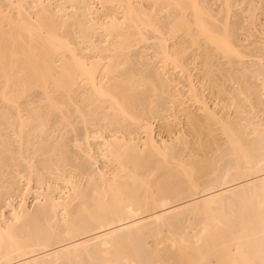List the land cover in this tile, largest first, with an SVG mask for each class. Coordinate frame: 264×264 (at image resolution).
<instances>
[{"label": "bare ground", "instance_id": "1", "mask_svg": "<svg viewBox=\"0 0 264 264\" xmlns=\"http://www.w3.org/2000/svg\"><path fill=\"white\" fill-rule=\"evenodd\" d=\"M209 1L0 2V264H264V29Z\"/></svg>", "mask_w": 264, "mask_h": 264}, {"label": "rangeland", "instance_id": "2", "mask_svg": "<svg viewBox=\"0 0 264 264\" xmlns=\"http://www.w3.org/2000/svg\"><path fill=\"white\" fill-rule=\"evenodd\" d=\"M45 1H47V0H45ZM84 1H86V0H84ZM91 3H90V2ZM95 1V2H94ZM212 1H214L213 3H217L218 1H216V0H210L209 2H211L210 4L212 5L213 3H212ZM234 1H236V0H234ZM242 2V0H237L236 2ZM254 2L253 4H256L255 6L257 7L256 9H255V11H254V13L256 14L255 16L257 17H255L257 20H256V25H257V29L258 30H261V28H263L264 29V0H243V3H242V7L243 8H247V6H248V4L250 3V2ZM0 2H3V0H0ZM64 3L65 4V6H66V8H67V17H66V19L68 18V23L66 24V27L64 28L65 30H68V31H72L73 29H72V24H73V22L74 23H76V24H78L79 22H81V21H84L85 19H83L84 17L82 16L83 15V13H82V6H79V5H82L81 3H84L83 2V0H69V2H68V0H58V3ZM87 2L88 3H90V4H95L96 3V0H87ZM96 5H98L97 7H98V9L100 10V11H103L104 13H106L104 10L106 9V11H108L109 12V10H112L111 8H104L103 10L101 9V7H100V5L99 4H97L96 3ZM220 2H218V4H213L212 5V8H213V6H215V8H213L214 10H218V8L220 7ZM219 6V7H218ZM237 6H234L233 7V9H232V15H231V18H230V23L231 24H233L234 25V30L238 33V34H236V36L237 37H239L240 36V33H242V31H243V33L241 34V37H239V39L241 38V40L247 45V44H250V43H252V40H254V38H247V35H245L244 36V34H245V32L246 31H244V30H241V32H239V27L240 26H243V19H244V13L240 10V8H236ZM217 8V9H216ZM262 8V9H261ZM108 9V10H107ZM103 13V14H104ZM235 13V14H234ZM165 15V14H164ZM166 15H168V14H166ZM72 16V17H71ZM168 17V16H167ZM166 16H164V17H162V20L164 21L165 19H163V18H167ZM70 18L71 19H74L73 21L72 20H70ZM78 18H79V21H77L78 20ZM80 18H82V19H80ZM69 21L71 22V23H69ZM165 21H167V20H165ZM232 21V22H231ZM243 23V24H242ZM71 30H70V29ZM260 28V29H259ZM262 29V30H263ZM238 30V31H237ZM235 32V33H236ZM100 33H102V32H100ZM246 34H247V32H246ZM100 36H101V34H99V32L96 34V37H98V38H100ZM178 37V38H177ZM176 38L178 39V40H176ZM176 38H173V39H171V40H169V43H171L170 45H173V43H172V40H176V41H178L179 43L181 42H184V40L186 41V37L185 36H183L182 37V34H181V37H180V34H179V36L177 35L176 36ZM179 38H180V40L182 39V38H184V40L183 41H180L179 40ZM154 40L151 38V39H149V41L148 42H139L138 44H136V46L134 45V47L132 48V49H130V51L128 50V52H126L127 54L126 55H129L130 54V56L132 57L131 59H132V63L129 65V67H128V69H133V70H145L146 72H150L151 70H149L151 67H153L152 65V63L154 62L152 59L153 58H151V57H153V52L151 51V50H154V43H155V41L153 42ZM175 42V41H174ZM178 42H175V44L176 45H179L178 44ZM180 43V44H181ZM144 44H145V46H144ZM154 45V46H153ZM103 46H105V44L103 45ZM145 48V49H144ZM150 48V49H149ZM141 50V51H140ZM125 53V52H124ZM143 53H145V54H143ZM152 54V55H151ZM139 55H143V56H141L143 59H140L139 60V58H140V56ZM149 59H147L146 57ZM147 59V60H144V59ZM143 60H144V62H143ZM141 62V63H140ZM140 63V64H139ZM143 63V64H142ZM148 63V64H147ZM151 63V64H150ZM144 65V66H143ZM151 66V67H150ZM134 67V68H133ZM142 67H144V69L142 68ZM148 67V71H147V68ZM142 68V69H141ZM171 73H172V71H170ZM177 77V76H176ZM32 91H33V93H32ZM32 91H30L29 92V94H27L28 96H25L24 97V99L22 100V104H25L27 101L28 102H30V101H39L40 100V98H41V95H39L40 94V92L38 93L37 91H39V90H32ZM38 94V95H37ZM29 95H31V96H29ZM37 96V97H35V96ZM32 97V98H31ZM40 97V98H39ZM35 100H34V99ZM30 100V101H29ZM25 102V103H24ZM27 102V103H28ZM1 106V108H2V104H0ZM0 108V127H1V129L3 130V133L4 132H6L7 131V129L6 128H8V126H7V120H8V118L10 117L11 118V116H10V114H9V117H8V113H4V109L2 110ZM6 109V108H5ZM8 112V111H7ZM1 113H4V114H6V116H3L4 114H1ZM6 117H8V118H6ZM5 118V119H4ZM6 127V128H5ZM6 129V130H5ZM2 130L0 131L1 133H2ZM7 135V134H6Z\"/></svg>", "mask_w": 264, "mask_h": 264}]
</instances>
